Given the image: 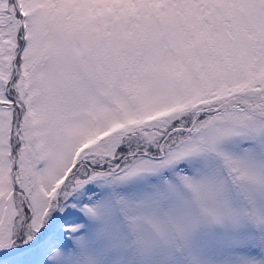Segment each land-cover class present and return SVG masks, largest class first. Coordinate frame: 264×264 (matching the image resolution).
I'll list each match as a JSON object with an SVG mask.
<instances>
[{
    "label": "snow or ice",
    "instance_id": "snow-or-ice-1",
    "mask_svg": "<svg viewBox=\"0 0 264 264\" xmlns=\"http://www.w3.org/2000/svg\"><path fill=\"white\" fill-rule=\"evenodd\" d=\"M0 264H264V0H0Z\"/></svg>",
    "mask_w": 264,
    "mask_h": 264
}]
</instances>
